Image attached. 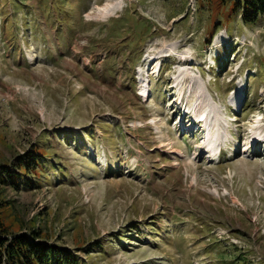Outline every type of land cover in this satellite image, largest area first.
Masks as SVG:
<instances>
[{
	"label": "rangeland",
	"instance_id": "1",
	"mask_svg": "<svg viewBox=\"0 0 264 264\" xmlns=\"http://www.w3.org/2000/svg\"><path fill=\"white\" fill-rule=\"evenodd\" d=\"M30 154L0 185L13 233L79 264H264V16L0 0V165Z\"/></svg>",
	"mask_w": 264,
	"mask_h": 264
},
{
	"label": "trees",
	"instance_id": "2",
	"mask_svg": "<svg viewBox=\"0 0 264 264\" xmlns=\"http://www.w3.org/2000/svg\"><path fill=\"white\" fill-rule=\"evenodd\" d=\"M225 1L232 3L233 12L240 14L246 24H254L264 16V0ZM40 163V154H30L19 157L15 169H11L9 164L0 165V185L10 183L14 188H19L21 175L28 178L31 173L41 167ZM30 181V185L33 186L34 183ZM79 263L77 255L71 249L45 240L39 230L13 233L0 221V264Z\"/></svg>",
	"mask_w": 264,
	"mask_h": 264
},
{
	"label": "bare ground",
	"instance_id": "3",
	"mask_svg": "<svg viewBox=\"0 0 264 264\" xmlns=\"http://www.w3.org/2000/svg\"><path fill=\"white\" fill-rule=\"evenodd\" d=\"M151 60H153V58H152ZM191 60H192V59H191ZM185 61H186V60H185L184 58H181V59H180V63H185ZM187 61H188V60H187ZM199 120H202V121H203L202 118H200ZM256 145H257V144H256Z\"/></svg>",
	"mask_w": 264,
	"mask_h": 264
}]
</instances>
